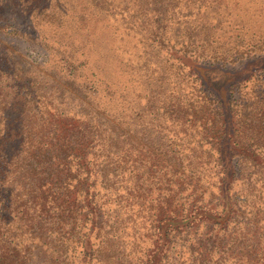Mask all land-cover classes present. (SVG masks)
I'll return each mask as SVG.
<instances>
[{
  "label": "trees",
  "instance_id": "1",
  "mask_svg": "<svg viewBox=\"0 0 264 264\" xmlns=\"http://www.w3.org/2000/svg\"><path fill=\"white\" fill-rule=\"evenodd\" d=\"M195 54L225 66L216 48ZM261 63L248 92L254 72L236 71L204 81L198 103H179L177 123L201 136L186 163L185 149L135 140L132 115L34 111L35 83L16 79L0 129V264H264ZM135 213L149 228L127 250Z\"/></svg>",
  "mask_w": 264,
  "mask_h": 264
},
{
  "label": "rangeland",
  "instance_id": "2",
  "mask_svg": "<svg viewBox=\"0 0 264 264\" xmlns=\"http://www.w3.org/2000/svg\"><path fill=\"white\" fill-rule=\"evenodd\" d=\"M0 24L6 26L0 29V129L5 99L23 78L35 83L34 111L132 115L135 140L185 149V163L201 136L177 123L179 103H198L206 80L229 81L236 71L249 76L264 61V0H0ZM210 47L225 68L208 69L204 56H196ZM143 214L128 222L127 250L134 233L148 231ZM173 249L169 255L181 252ZM76 257L72 264L88 263Z\"/></svg>",
  "mask_w": 264,
  "mask_h": 264
}]
</instances>
